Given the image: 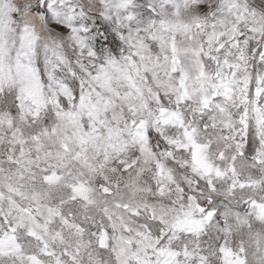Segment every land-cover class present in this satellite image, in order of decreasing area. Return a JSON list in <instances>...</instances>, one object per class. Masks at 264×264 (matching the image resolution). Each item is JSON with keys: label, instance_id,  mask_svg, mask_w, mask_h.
<instances>
[{"label": "clouds", "instance_id": "clouds-1", "mask_svg": "<svg viewBox=\"0 0 264 264\" xmlns=\"http://www.w3.org/2000/svg\"><path fill=\"white\" fill-rule=\"evenodd\" d=\"M264 264V0H0V264Z\"/></svg>", "mask_w": 264, "mask_h": 264}, {"label": "snow or ice", "instance_id": "snow-or-ice-1", "mask_svg": "<svg viewBox=\"0 0 264 264\" xmlns=\"http://www.w3.org/2000/svg\"><path fill=\"white\" fill-rule=\"evenodd\" d=\"M34 264H35V262H34Z\"/></svg>", "mask_w": 264, "mask_h": 264}]
</instances>
